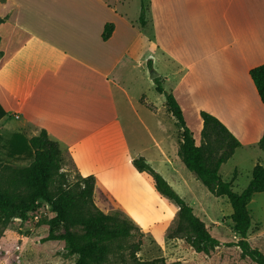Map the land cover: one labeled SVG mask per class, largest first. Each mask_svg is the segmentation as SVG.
<instances>
[{
  "label": "crops",
  "instance_id": "obj_1",
  "mask_svg": "<svg viewBox=\"0 0 264 264\" xmlns=\"http://www.w3.org/2000/svg\"><path fill=\"white\" fill-rule=\"evenodd\" d=\"M143 1L144 26L141 0H0V126L26 138L45 130L80 176L94 177L98 208L114 206L142 230L172 220L177 207L132 160L185 173L175 119L161 99H144L154 88L147 62L172 64L164 89L185 123L211 113L240 142L231 157L258 149L251 169L264 167V103L248 73L264 63V0ZM106 23L113 30L103 40Z\"/></svg>",
  "mask_w": 264,
  "mask_h": 264
},
{
  "label": "trees",
  "instance_id": "obj_2",
  "mask_svg": "<svg viewBox=\"0 0 264 264\" xmlns=\"http://www.w3.org/2000/svg\"><path fill=\"white\" fill-rule=\"evenodd\" d=\"M146 4L140 2L137 22L145 25ZM3 18L0 17V23ZM113 30L111 23L103 27L101 38L107 39ZM150 69V61L147 62ZM249 77L253 82L257 95L264 103V63L249 70ZM156 92L163 94L167 111L175 119L179 132L178 155L185 167L215 196L225 197L230 205L229 215L233 224V231L238 239L234 243L240 250L242 257H248L256 264H264V255L256 247L250 245L247 234L251 228V216L248 203L253 194L264 192V167L255 163L250 171L248 183L241 191L232 189V180L221 179L218 170L240 146L239 140L211 113L200 110L202 126L200 143L195 144L191 130L186 125L181 108L174 96L167 92L158 77L153 78ZM2 110L0 109V116ZM257 147L264 151V133L257 141ZM31 154L29 165L17 169L5 167L9 172L2 176L0 181V222L13 215V209L21 217H25L26 210L34 205L37 199L43 200L51 207L54 217L51 223L78 224L83 226V233L75 235L66 231L60 236L69 250L77 255L75 264H88L92 253H103L106 247L115 241L126 238L133 229L139 228L125 214L119 217L116 214L105 213L93 204L94 177L80 176L76 189L72 191L60 190L55 196L48 194L47 181L51 171L60 168L62 151L58 143L50 139L41 130L37 135L26 138L20 133L13 132L8 139L6 154L10 157L22 154ZM134 167L146 174L151 180L154 189L165 199L177 207V225L175 234H182L184 239L197 252L208 254L220 241L212 236L203 220L194 214L192 207L180 197L168 182L156 172L143 157L132 160ZM24 187L28 193L21 194L19 187ZM94 206V207H93ZM56 236L48 233L44 240L54 239ZM137 244L132 247V260L126 264H181L167 263L162 258L139 260L134 252Z\"/></svg>",
  "mask_w": 264,
  "mask_h": 264
},
{
  "label": "rangeland",
  "instance_id": "obj_3",
  "mask_svg": "<svg viewBox=\"0 0 264 264\" xmlns=\"http://www.w3.org/2000/svg\"><path fill=\"white\" fill-rule=\"evenodd\" d=\"M153 66L156 70L151 66V71L158 72L159 75L164 73L168 75V80L164 83L160 76L159 79L163 88L170 89L173 83L170 75L172 64L161 58L154 61ZM151 71H149V77ZM152 83L155 86L153 78ZM160 94L154 88H147L144 99L154 104L159 103L160 99L164 102V96ZM186 125L193 132L195 140H200V119L197 121L195 117L187 114ZM12 130L0 126V181H3L2 176L9 172L5 167L17 169L29 165L32 161L30 153L18 157H10L6 154ZM256 152L261 151L252 148L238 149L233 157L222 163L219 175L223 180L232 179L234 191H241L248 183L251 166L257 158ZM183 168L185 177L173 172L167 163L162 164L160 173L169 180L168 183L173 190L193 208L194 213L204 221L210 234L217 238L220 244L208 254L195 251L182 234L174 233L178 221L175 216L170 221L155 224L148 229H133L128 237L110 243L105 252L92 253L88 264L130 263L134 244L138 246L134 255L139 260L162 258L167 263L181 264H256L248 257H242L239 248L234 244L238 237L233 231V224L229 217L231 208L226 198L210 193L190 171L184 166ZM78 178L80 175L69 158L63 155L60 168L50 172L47 181L48 194L53 197L60 190H75ZM18 191L21 194L28 193L23 186L19 187ZM93 204L99 207L94 201ZM199 205L206 209V217L195 211V208L199 209ZM247 206L251 216V228L247 234V240L264 255V192L253 194ZM107 213L116 214L119 217L126 215L114 206H111ZM54 216L51 207L41 199H37L34 205L26 210L25 217H21L18 211L13 209L12 217L0 222V264H75L77 255L68 249L60 236H63L66 231L80 235L83 233V226L61 222L51 223ZM48 233L56 237L44 240L43 237Z\"/></svg>",
  "mask_w": 264,
  "mask_h": 264
},
{
  "label": "water",
  "instance_id": "obj_4",
  "mask_svg": "<svg viewBox=\"0 0 264 264\" xmlns=\"http://www.w3.org/2000/svg\"><path fill=\"white\" fill-rule=\"evenodd\" d=\"M156 76H157V73L151 71V75H150V77H151V78H154V77H156Z\"/></svg>",
  "mask_w": 264,
  "mask_h": 264
}]
</instances>
